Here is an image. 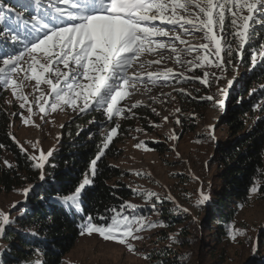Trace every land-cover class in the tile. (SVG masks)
<instances>
[{"label": "snow or ice", "instance_id": "snow-or-ice-1", "mask_svg": "<svg viewBox=\"0 0 264 264\" xmlns=\"http://www.w3.org/2000/svg\"><path fill=\"white\" fill-rule=\"evenodd\" d=\"M34 2L38 6L40 0H34ZM58 2L65 7H55V15L49 17L54 21L52 24L37 14L31 16V20L34 21L32 28L26 29L23 33L18 28H5V34L10 35L13 42L20 41L22 36L26 40L33 33L44 30L43 35L36 36L25 45L23 51L17 54L5 51L0 57V63L3 65L0 66V82L5 88L11 89L14 97L22 101L19 105L21 108L28 105L29 113L33 111V104L39 108L40 113L44 114L49 108L52 112H56L58 109L63 110L64 107H68L79 113L99 109L111 121L115 117L123 116L125 108L120 107L121 101L130 98L134 92L138 91V84L145 78L153 84L161 79L168 81L174 78L177 83L181 82V79H188L183 73H176L170 67L160 71H140L145 68V65L162 64L165 52L169 53L168 58L173 59L176 64L181 67L187 66V71L202 68L205 63L223 70L227 64L231 63L233 55L232 45L226 40L225 34L226 18L229 14L230 24L234 28L231 35L234 40L239 41V49H243L252 39L255 34V24L264 28V0H58ZM23 6L28 7L27 4ZM6 7L0 3V24L6 20L3 11ZM8 11L11 12L13 9L9 8ZM19 16L20 14L17 13L18 18ZM156 21H159V24L154 23ZM27 23L24 21L20 27ZM190 29L202 32L203 39L208 42L198 45L189 44L182 37L193 34ZM178 45H184V47L181 49ZM210 45L215 50L214 55L218 62L209 60L207 54L199 55L201 49L205 53L210 51ZM260 47L264 49V44ZM26 53L30 57L28 69H24L21 64ZM33 53H41V59H37L35 55H32ZM192 53H197L193 59L182 58V55ZM148 55L158 56L159 59H142ZM225 56L228 59H225ZM259 57V63L264 64V50L259 52ZM251 59L255 67L258 63L257 56L253 55ZM60 65L63 66L62 69ZM134 65H138L140 70L130 73L129 69H133ZM37 66L42 71H37ZM21 73H23L22 79L13 78L19 77ZM208 75L209 73L205 71V78L195 77V79H200L201 83L208 85L206 79ZM29 78L36 82L34 90L39 92L32 101H29L28 95L21 90ZM41 83L49 86L47 93L41 91ZM228 84L231 86L232 81H228ZM146 90L150 91V89ZM178 91L187 94L185 89L181 88ZM224 95H227L226 91ZM203 99L213 100L214 98L208 96ZM139 103L137 101L132 104L131 108L137 107ZM216 104L222 110L225 107L224 100L216 101ZM131 108L127 110L131 111ZM175 111L181 110L177 108ZM41 119H44V116H41ZM167 119L168 117H164L165 121ZM23 122L27 125L32 121L23 119ZM176 123H180L179 118L176 119ZM118 127L119 124L108 132L103 146L96 158L92 160L91 175L93 177L96 175L97 161L105 155L104 150L113 140ZM208 127L209 136L215 140V126ZM170 138L179 139L175 135ZM13 139L15 140V137ZM20 147L21 151H27L22 145ZM35 147L36 145H33V148ZM136 147H144L143 142ZM51 155V151L45 154L41 150L39 156L41 162L35 163L33 167L43 169V161ZM29 159L36 160L37 157L30 156ZM4 164L8 168L13 167L7 160ZM44 178V173L41 171L40 179ZM91 184L92 180L86 175L73 193L60 198L62 203L81 211L83 191ZM262 187L264 185L256 180L249 192L250 194L261 192ZM30 191L31 186L22 190L25 197ZM141 194L144 195L146 203L151 202L154 210L157 204L163 203L155 192L142 190ZM210 199V195L201 190L196 206L200 207ZM15 207L14 203L12 208ZM126 207L135 209L137 206L126 202L121 206V211L111 209L115 214L110 218V222L105 224L93 223V217L88 216L86 222L80 225V234L89 236L98 234L103 240L125 246L129 252L135 254L133 242L144 239L139 233L164 225L151 222L145 217L123 215ZM184 211L187 212L188 209ZM100 219L108 218L100 217ZM12 223L10 214L0 210V236ZM245 232L246 229L232 230L230 226L229 239L236 241L237 237ZM178 235V233L170 234L169 239L173 243H179ZM144 258L149 259L148 256Z\"/></svg>", "mask_w": 264, "mask_h": 264}, {"label": "trees", "instance_id": "trees-1", "mask_svg": "<svg viewBox=\"0 0 264 264\" xmlns=\"http://www.w3.org/2000/svg\"><path fill=\"white\" fill-rule=\"evenodd\" d=\"M0 3L7 6L3 9L6 20L0 24V57L5 51L11 54L23 51L26 44L41 34L40 30L26 40L22 36L20 41L13 42L10 35L5 34L6 27L18 28L23 33L26 29L32 28L34 21L31 20V16L37 14L52 24L54 21L49 17L55 15V7H64L58 0H40L38 6L34 0H0ZM25 4L28 5L27 8L23 6ZM9 8L13 11L9 12ZM17 13L20 14L19 18ZM24 21L28 23L21 28ZM225 31L226 40L233 48L231 63L240 62L249 68L252 65L250 60L253 53H257L259 57L262 49L252 43L239 49V41L234 40L231 35L234 28L230 24V14L226 18ZM261 32L259 37L264 42V30ZM225 59L228 58L225 56ZM231 63L227 64L226 68L229 69ZM0 66H3L2 63ZM184 82L192 83L188 79L182 81ZM263 84L264 64L257 63L248 75L243 77L239 89L231 88L225 97V107L219 121L227 126L228 138L214 143L209 164H216V178L219 183L213 189L210 201L203 206L205 213L201 223L194 226L185 215H175L171 209V202L167 199L157 205V212L165 218L169 226H183L177 237L182 252L167 247L155 248L148 254L154 264H194L195 249L201 246L203 250L199 235L204 239L208 237V241L205 242L208 246L205 248L207 251H201L200 255L203 256L208 252L215 257V248L226 236L227 226L231 224L239 208L248 202L249 189L256 180H263ZM6 97L7 89L0 82V145H3L0 147V193L15 192L30 186L31 191L26 200L19 205L16 211L20 213L5 232L9 254L7 253L3 259L4 264H22L38 253L42 257L43 264H64L65 255L80 237V225L86 222L88 216L93 217V223H109L110 218L115 214L111 209L121 211V206L134 195L133 189L121 180L122 170L110 163L111 159L121 154L117 144L126 133L128 125L123 122L118 123L115 119L109 121L99 109L79 113L63 126L61 139L52 150V155L48 156L44 168H34L33 165L37 162L29 159L30 155L21 151L20 146L13 139L11 132L13 116L4 104ZM186 100L197 105L206 104L200 100L190 98ZM135 108L139 112L143 110L146 117L153 114L151 110L139 105ZM146 117L141 116L143 121ZM117 124H119L117 135L104 150L105 155L97 161V171L93 177L91 162L103 146L108 132ZM191 129H193L192 125ZM147 145L159 153L166 148V143L162 141L148 140ZM4 150L12 154L15 162L12 168L5 167L1 163ZM41 171L45 177L43 180L40 179ZM86 175L92 180V184L83 191L82 210L77 211L64 205L60 198L73 193ZM138 214L140 213L135 209L126 207L123 210V215ZM100 217L108 219L101 220ZM209 246L214 249L208 250ZM255 246L262 256L259 258H256L257 255L252 256L247 264H264V229L257 235ZM195 259L199 260V258Z\"/></svg>", "mask_w": 264, "mask_h": 264}, {"label": "rangeland", "instance_id": "rangeland-1", "mask_svg": "<svg viewBox=\"0 0 264 264\" xmlns=\"http://www.w3.org/2000/svg\"><path fill=\"white\" fill-rule=\"evenodd\" d=\"M254 28L255 34L247 44H255L261 49L260 45L264 44V42H262L263 39H260L259 35L264 28L259 24H255ZM43 31L41 29L40 35H43ZM190 31L193 34L182 37L189 44L198 45L208 42L203 39L202 32H195L191 29ZM178 46L181 49L184 47V45ZM209 47L210 51L205 53L201 49L199 55L203 56L207 54L209 60L214 63L218 62L214 55V48L212 45ZM241 52L240 50V55ZM32 55H35L37 59H41L42 57L41 53H33ZM195 55L197 53H192L191 55L184 54L182 58L184 60H191ZM253 55L257 56L259 63L260 58L258 54L253 53ZM168 56L169 53L165 52L163 61H169L174 64L176 66L175 71L183 73L192 83H182L183 79L177 83L174 78H170L168 81L161 79L154 84L145 78L139 83V90L134 92L130 98L120 103V107L125 108L123 116L114 118L118 123L123 122L128 125V128L117 144V147L121 150V154L119 157L110 160L111 164L116 165L122 170L121 180L134 191V195L128 198L126 202L136 205L135 210L140 214L127 216L145 217L151 222L163 224L164 226L139 233L144 239L133 242L136 249L135 254L129 252L125 246L103 240L98 234L94 233L91 236L80 234L72 249L65 255L64 264H154L150 257L149 259H145L144 256H148L155 248L167 247L168 249L182 252V248L179 247L178 243H173L169 239V236L170 234H179L183 226H169L165 218L151 207V202H145V197L141 194L142 190L155 192L162 200L167 199L170 201L171 209L175 215H185L188 220L193 222L194 226L201 223L205 213L203 206L207 204L206 202L200 207L196 206L197 201L200 199L201 190L211 197L213 189L219 183L216 178V164H209L214 151V143L225 141L228 138L227 126L219 121L223 110L216 104V101L224 100L225 102V97H227L231 88L236 87L239 89L243 77L248 75L253 65L246 68L242 63L233 61L229 69L225 66L222 70L205 63V66L202 68L198 67L192 71H187V66L181 67L173 59H169ZM148 57L150 59H159L155 55H148ZM29 61L30 57L26 53L24 60L21 61L24 69L29 68ZM250 61L252 62V59ZM42 62L44 61L42 60ZM155 66L145 65V68L140 70L138 65H134V68L129 69V72L131 73L134 70L154 71L156 70ZM59 67L63 68L62 65ZM37 71L42 70L37 66ZM205 71L209 73L206 77L208 85L201 83L200 79H195V77L205 78ZM28 75L29 77L31 76L30 71ZM13 78L22 79L23 73L19 77L14 76ZM228 81H232L231 86H229ZM35 84L36 82L29 78L21 89L25 95H28L29 101H32L34 96L39 95V92L34 90ZM181 88L185 89L187 94L178 91ZM6 89L7 97L4 104L13 116L11 122L12 135L15 137L16 142L18 141V145H22L27 150L26 153L37 157L35 161L39 163L41 162L39 160L41 150L45 154L49 151L52 152L61 139L63 128L61 125L64 126L79 112L64 107L63 110L58 109L56 112H52L49 108L47 113L44 114L40 113L39 108L33 104V111L29 113L28 105L26 104L24 108H21L19 105L22 101L12 95L11 89ZM40 89L47 93L49 86L41 83ZM146 89H150V91ZM225 91L227 95H224ZM144 95H147L149 99V95H153V98L165 100V104H167L164 106L165 109L159 110L157 108L155 111L151 110L153 114L146 117L143 110L139 112L136 108H131V105L137 101L143 105L144 100L141 97ZM208 96H212L214 99H203ZM188 98L200 100L206 102V104L197 105L195 102H187L186 99ZM150 104L154 108V104ZM128 108H131V111H128ZM177 108L181 111L176 112L175 109ZM41 116H44V119H41ZM141 116L146 117L144 118L146 120L143 121ZM22 117L23 119H30L32 122L26 125ZM164 117H168L167 121L164 120ZM177 118L180 120L179 124L176 123ZM191 125L193 129H191ZM209 125L215 126V140L209 136ZM116 135L117 132L113 135V139ZM173 135L179 137V139H171L170 137ZM148 140L166 143L165 151L159 153L150 149L147 145ZM141 142L144 145L146 144L147 148L136 147ZM33 145H36V147L33 148ZM5 160L12 165L15 163L12 154L8 150H4L2 154L1 163L3 166H5ZM46 161L47 159L43 161L44 165ZM136 173H141V175H136ZM260 182L262 185L264 184V174L263 180ZM22 190L0 193V210L9 213L12 220L20 213L16 211L19 205L26 200ZM14 203L16 207L12 208ZM130 209L133 210V208ZM184 209H188V211L185 212ZM230 226H232V230L246 229V232L243 235H239L236 241H232L228 235ZM263 229L264 192L261 190V192L250 194L248 202L239 208L231 224L227 226L226 236L223 237L222 242L215 248V257L209 255L208 252H205L206 254L203 256L200 255L201 251H207L205 248L208 246L205 242L208 241V237L204 239L202 235H199V241L202 244L203 250H201V246L195 249L193 262L194 264H202L203 262L205 264H247L255 255H257L256 258L262 256L255 246V241L257 235ZM191 233L192 235L194 234V229ZM170 244L171 247H169ZM210 248L214 249V247L209 246L208 250ZM7 253L9 254L8 242L4 233L0 236V264H4L3 259ZM195 258H199V260ZM38 262H42V257L39 253L34 258L25 260L22 264H38Z\"/></svg>", "mask_w": 264, "mask_h": 264}, {"label": "built area", "instance_id": "built-area-1", "mask_svg": "<svg viewBox=\"0 0 264 264\" xmlns=\"http://www.w3.org/2000/svg\"><path fill=\"white\" fill-rule=\"evenodd\" d=\"M165 54V53H164ZM149 59L150 60V58L148 57V56H146V57H143L142 59ZM165 67H170V68H173L174 69V71H175V69H176V66L174 65V64H172L171 62H167V61H163V63L162 64H160V65H156L154 68L156 69V70H154V71H160V69H163V68H165ZM176 72V71H175ZM177 73V72H176ZM150 96V99L147 97V95H144V96H142L141 98H142V100H144V103H143V105H141L144 109H149V110H153L154 108H155V110L158 108L159 110H162V108H164V106H166L167 104H165V100H163V99H158V98H155L154 100H153V95H149ZM151 98H152V101H151ZM150 103H152V104H154V108H152V106H151V104ZM147 106V107H146ZM165 109V108H164ZM141 148H147V145L145 144L144 145V147H141Z\"/></svg>", "mask_w": 264, "mask_h": 264}, {"label": "bare ground", "instance_id": "bare-ground-1", "mask_svg": "<svg viewBox=\"0 0 264 264\" xmlns=\"http://www.w3.org/2000/svg\"><path fill=\"white\" fill-rule=\"evenodd\" d=\"M155 23H159V21H156Z\"/></svg>", "mask_w": 264, "mask_h": 264}]
</instances>
